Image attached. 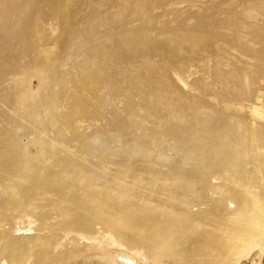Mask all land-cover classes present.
Instances as JSON below:
<instances>
[{
    "label": "rangeland",
    "instance_id": "rangeland-1",
    "mask_svg": "<svg viewBox=\"0 0 264 264\" xmlns=\"http://www.w3.org/2000/svg\"><path fill=\"white\" fill-rule=\"evenodd\" d=\"M80 1L87 3L83 12L94 23L110 20L117 22L127 17L133 25L141 24L130 17L136 8L134 0H57V17H44L53 10L44 3L32 5L27 15L9 31V34L12 32V37L0 39V44H4V48L0 50V72L3 71L4 74L0 78V139L4 142L18 140L20 145L10 143V147L24 148L27 143L25 134L30 130L31 124L22 107V90L29 87L38 92L41 107L38 108L37 119L43 126L54 133L60 124L68 136L78 126V133L89 136L102 153V171L90 166L84 169L74 168L59 158L52 160L56 170L71 178L75 185L73 190L84 197L85 189L99 194L111 207L119 203L121 206L133 204L163 209L170 216L165 230L149 226L131 229L137 234L141 233L143 239L151 244L145 248L148 261L143 264H152V258L156 255L158 259L155 264H200L202 256L194 249L192 230L193 223L196 221L195 224L201 227L204 218L196 216L195 211L209 209L221 217L220 196L211 198L197 181L186 182L174 188L178 181L173 173L192 168L220 178L222 181L214 183L213 188L217 187L218 191H222L221 196L234 200L239 199L243 184L251 186L255 193L264 196V149L255 146L257 136L264 138V97L252 106L243 101L244 108L238 109V102L231 100L230 85L215 82L205 69L199 71L191 67L190 72L184 73L182 81L174 78L169 81L164 67L176 58L157 54L135 58L134 70L128 73L141 81L136 77V81L126 80L118 74L113 77L116 89L112 95H107L111 100H105L101 115L94 119L80 118L77 126H70L68 119L71 112L82 101L95 102L93 91L99 87L94 79L86 78L83 51H67L68 24L59 18L66 17L77 9ZM159 1L153 10L156 18L146 24L150 29L155 25L183 24L191 14L220 17L229 3L239 2ZM36 12L45 15L35 18ZM25 26H33V32L29 36L18 37ZM104 29L105 26L99 27L101 32ZM157 32L158 30H151L155 37L158 36ZM10 65H21L29 73L22 79L17 75L18 80L13 81L8 74ZM149 98H153L152 104L159 107L158 113L152 112L151 104H145ZM109 104H112L114 111L112 115L107 113ZM203 116L219 123L233 117L228 119V124L237 126L238 132L232 139L238 138L240 144L234 147L232 162L224 160V152L208 153L207 149L200 146L203 136L196 138L194 133L188 132V129L197 128L195 121ZM180 123L186 124V130L180 128ZM178 138H182V141ZM33 149L35 150L33 146L26 148L27 152H32ZM93 173L99 176L96 177ZM236 183L239 185L235 187ZM5 200H0V229L5 222L11 223L16 215L12 213L6 220L1 218V212L8 208ZM207 203L204 208L200 207ZM34 218L36 221L31 228L27 226L26 217L21 218L20 230L15 232V236L22 240L25 236L46 234L35 229L39 218ZM189 222L192 224L186 226ZM179 224H184L185 227H178ZM212 226L222 229L225 221L218 218L212 222ZM224 236H227L226 233ZM226 243V249L217 252L205 264H264V243L248 246L237 238ZM61 245L57 249H54L53 242L48 246H37L32 256L26 255L21 261L13 260V263L8 264L106 263L85 253L82 247L76 246V242L68 243L64 240ZM21 248L23 252L29 247L23 244Z\"/></svg>",
    "mask_w": 264,
    "mask_h": 264
},
{
    "label": "bare ground",
    "instance_id": "bare-ground-1",
    "mask_svg": "<svg viewBox=\"0 0 264 264\" xmlns=\"http://www.w3.org/2000/svg\"><path fill=\"white\" fill-rule=\"evenodd\" d=\"M39 3H44L53 10L48 15L36 12L35 18L44 15L58 16L57 0H0V39L12 37L13 34H9V31L14 24L27 15L32 5ZM133 3L136 8L130 17L141 22L139 26L133 25L127 17L117 22L110 20L94 23L83 12L84 5L87 4L83 1L66 17H59L68 24L67 51H83L86 78H92L99 84L93 91L95 102L82 101L71 112L68 119L70 126H77L80 118L94 119L101 115L105 100L111 98L107 95H112L116 89L113 77L118 74L126 80L141 81L128 73L134 70L135 58L157 54L176 58V61L164 67L169 81H173V78L182 81L184 73L190 72L191 67L199 71L205 69L215 82L230 85L229 94H232L231 100L238 102V109L244 108L243 101L252 106L264 97V0L229 3L220 17L191 14L183 24L155 25L152 29L158 30V38L151 34L152 29L146 24L156 18L153 10L160 1L134 0ZM87 25L91 28L88 29ZM100 26H105L103 32L99 31ZM33 30V26H27L18 37L29 36ZM3 48L4 44H0V50ZM187 54L189 56L185 57ZM62 64L63 62L60 65ZM8 69L13 81L18 80L17 75L22 79L29 73L21 65H10ZM2 73L3 71L0 72L1 79L4 76ZM21 100L31 124L30 130L25 134L27 143L24 148H15L20 145L18 140L4 142L0 139V200L6 199L8 207L1 212V218L6 220L8 215L16 214L11 223L5 222L0 229V264L21 261L26 255L32 256L37 246H48L52 242L54 249H57L64 240L68 243L76 242V246L82 247L85 253L106 262L105 264L147 262L145 248L151 244L143 239L141 233L137 234L131 229L149 226L165 230L170 216L156 206H121L116 203L111 207L99 194L85 189L84 197L80 192L74 191L75 185L71 178L56 170L52 160L59 158L74 168L84 169L90 166L102 171V153L89 136L78 133V126L73 128L70 136L60 124L54 133L43 126L37 119L38 108L41 107L38 92L29 87L24 88ZM152 102L154 99L149 98L145 104H151L152 112L158 113L159 107ZM113 112L112 104H109L107 113L112 115ZM232 118L230 116L228 119ZM228 119L225 120L227 122L219 123L203 116L200 120L196 119L197 128L188 129V132L194 133L196 138L203 136L200 146L207 149L208 153L224 152V160L232 162L234 147L240 143L238 138L232 139L238 128L229 125ZM182 123L179 124L180 128L186 130V124ZM178 140L182 141V138ZM10 143L15 146L10 147ZM29 146H33L35 150L27 152L26 148ZM255 146L264 149V138L257 136ZM175 172L173 174L176 175V181L181 183L175 182L174 188L186 182L197 181L211 198L220 196L221 217L209 209L195 211L196 216L204 218L203 225L199 227L195 221L192 230L194 249L202 256L200 264H205L217 252L226 249V242L230 239H240L248 246L264 243V196L255 193L251 186L243 184L239 199L234 200L221 196L222 191H218L217 187L213 188L214 183L222 181L220 178L192 168ZM93 175L99 176L95 173ZM236 185L239 184L234 186ZM205 205L208 203L200 207L204 208ZM23 217L28 220L29 228L36 221L34 217H38L35 229L46 234L25 236L20 240L15 232L20 230L19 223L21 224ZM218 218L225 221L222 229L212 226V222ZM191 224L189 222L186 226ZM178 227L185 225L179 224ZM23 244H27L29 248L22 252ZM156 259L158 255L152 258V264H155Z\"/></svg>",
    "mask_w": 264,
    "mask_h": 264
}]
</instances>
